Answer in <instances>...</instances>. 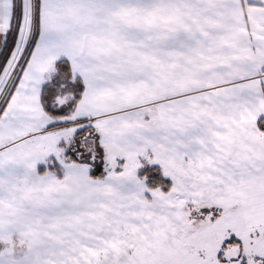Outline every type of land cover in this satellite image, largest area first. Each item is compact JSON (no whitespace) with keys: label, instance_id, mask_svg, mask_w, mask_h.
<instances>
[{"label":"snow or ice","instance_id":"obj_1","mask_svg":"<svg viewBox=\"0 0 264 264\" xmlns=\"http://www.w3.org/2000/svg\"><path fill=\"white\" fill-rule=\"evenodd\" d=\"M0 264H264V0H0Z\"/></svg>","mask_w":264,"mask_h":264}]
</instances>
